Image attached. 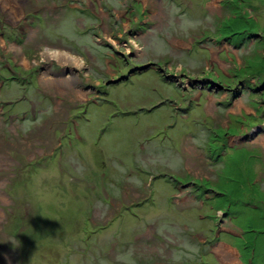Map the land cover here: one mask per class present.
I'll list each match as a JSON object with an SVG mask.
<instances>
[{
    "label": "rangeland",
    "instance_id": "1",
    "mask_svg": "<svg viewBox=\"0 0 264 264\" xmlns=\"http://www.w3.org/2000/svg\"><path fill=\"white\" fill-rule=\"evenodd\" d=\"M4 22L33 24L25 58L0 40V81L4 50L27 78L0 86V264H264V0H0Z\"/></svg>",
    "mask_w": 264,
    "mask_h": 264
},
{
    "label": "flooded vegetation",
    "instance_id": "2",
    "mask_svg": "<svg viewBox=\"0 0 264 264\" xmlns=\"http://www.w3.org/2000/svg\"><path fill=\"white\" fill-rule=\"evenodd\" d=\"M32 24H33L32 22L31 23L30 22H28V23L24 22V23H21L20 25L11 26V25L7 24L6 22H4V23H2L0 25V40L3 43H5V45L7 47L16 45L18 47V50H17L18 55H20V53H21L24 56V58H25L27 53L24 52V48H21L22 46H21L20 40L24 38V36L27 34V31H26L27 28L31 27ZM25 42H27V41H25ZM108 48L110 49L111 46H108ZM27 49H28V52H34L35 51L34 48H32V47L31 48L27 47ZM9 52L11 54H13V55L16 54L12 50L9 51ZM1 54L3 55V59H4V62H5L4 63L5 65H4L3 69H2V72L5 75H7V77H5V80L3 82L0 81V86H1V84L4 85L7 82L8 83L10 82V83H13V84H17V85H23V83H25L27 81V78L25 79L23 76H21L20 72H18V70L22 69L21 65L20 64H14V62L11 60L12 57L10 59L5 58V56L8 54V51L4 50V51L1 52ZM50 63L54 64V62L52 60H51ZM46 69H47V67H44V66L38 67V65L36 64V65L33 66V69L31 70V72H29V77L30 78H32L33 76L35 77L37 74H39L38 72L44 71ZM68 71L66 69H60V70L58 69L55 72H51V73H52L53 76H58V75L63 76V75H66V73H68ZM28 82H31V80H28ZM80 84H82V85L80 87H78V88L81 91H83V92L90 88L89 86L86 85V82H82ZM91 102H94V100H91L89 103H91ZM85 103H88V102H85ZM1 104L2 105L3 104L12 105V103L8 102V101L2 102ZM85 105L86 104H81L80 107L81 106L85 107ZM13 118L17 119L18 116L17 117L16 116H14V117L10 116L9 120L11 121V120H13ZM26 118L27 117L24 114L21 116V119L23 121ZM71 122L73 124H75L76 116L73 119H71ZM217 228H219V227H217ZM212 243L208 245L209 249L213 248V246L215 244H217L218 242H215L214 244H212ZM249 263L250 262H248V264Z\"/></svg>",
    "mask_w": 264,
    "mask_h": 264
},
{
    "label": "trees",
    "instance_id": "3",
    "mask_svg": "<svg viewBox=\"0 0 264 264\" xmlns=\"http://www.w3.org/2000/svg\"><path fill=\"white\" fill-rule=\"evenodd\" d=\"M237 24H239V22L238 21H233V23H232V26L233 27H236L237 26ZM229 26V25H228ZM252 29H255V28H252ZM235 29H232V32H231V36H233V37H235V36H237V34L238 35H242L243 34V32H242V30L241 31H237V30H235ZM250 30V29H249ZM244 32H245V30H244ZM248 32V31H247ZM247 32H245V34H247ZM249 32H251V30L249 31ZM226 40H227V38H228V36L226 37H224ZM262 78L260 79V80H256V83L255 84H258V85H260V88H263L264 87V64H263V72H262ZM120 82V81H119ZM118 83V82H117ZM229 212V211H228Z\"/></svg>",
    "mask_w": 264,
    "mask_h": 264
},
{
    "label": "water",
    "instance_id": "4",
    "mask_svg": "<svg viewBox=\"0 0 264 264\" xmlns=\"http://www.w3.org/2000/svg\"><path fill=\"white\" fill-rule=\"evenodd\" d=\"M151 67V64L149 65V64H147V65H144L143 67H139L138 68V71H146L148 68H150ZM117 82H119V80H116L114 83H117Z\"/></svg>",
    "mask_w": 264,
    "mask_h": 264
},
{
    "label": "crops",
    "instance_id": "5",
    "mask_svg": "<svg viewBox=\"0 0 264 264\" xmlns=\"http://www.w3.org/2000/svg\"><path fill=\"white\" fill-rule=\"evenodd\" d=\"M225 259V258H224ZM223 261H225V260H223Z\"/></svg>",
    "mask_w": 264,
    "mask_h": 264
}]
</instances>
